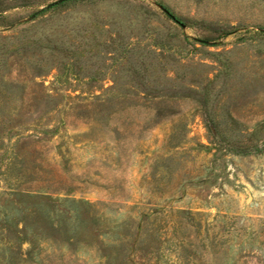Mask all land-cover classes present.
<instances>
[{
	"label": "rangeland",
	"instance_id": "1",
	"mask_svg": "<svg viewBox=\"0 0 264 264\" xmlns=\"http://www.w3.org/2000/svg\"><path fill=\"white\" fill-rule=\"evenodd\" d=\"M0 264H264V0H0Z\"/></svg>",
	"mask_w": 264,
	"mask_h": 264
},
{
	"label": "trees",
	"instance_id": "2",
	"mask_svg": "<svg viewBox=\"0 0 264 264\" xmlns=\"http://www.w3.org/2000/svg\"><path fill=\"white\" fill-rule=\"evenodd\" d=\"M56 4H60V3H55V4H52V5H50V6H53V5H56ZM50 6H49V7H50Z\"/></svg>",
	"mask_w": 264,
	"mask_h": 264
}]
</instances>
